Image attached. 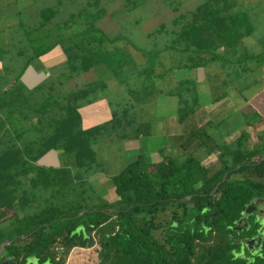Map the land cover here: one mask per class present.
<instances>
[{"label": "trees", "instance_id": "1", "mask_svg": "<svg viewBox=\"0 0 264 264\" xmlns=\"http://www.w3.org/2000/svg\"><path fill=\"white\" fill-rule=\"evenodd\" d=\"M62 1L56 0L57 5ZM98 1L86 0L59 20H51L58 7L43 6L36 23L18 21L20 37H10L14 42L8 37L0 47V59L9 48L13 51L5 63L12 57L19 61L16 75L0 74V243L9 240L0 264L5 258L3 264H62L72 246L92 243L91 231L99 243L94 264H264V239L254 254L244 244L242 253L239 239H249L260 223L249 214L245 224L235 227L246 203L264 197V157L257 161L264 155V141L248 145L249 133L241 124L232 141L210 145L205 130L190 128V140L207 155L211 152L213 160L183 147L176 154L160 152L157 160L138 151L118 171L106 174L105 184L114 193L108 200L101 196L106 189L95 188L88 178L98 164L93 144L115 126L121 127L119 137L149 135L150 122L136 119L132 103H117L108 120L84 127L78 110L100 94L106 75L125 82L135 72L148 80L142 87L153 88L155 76L210 61L229 64L236 70L234 80L247 78L258 66L264 69L263 12L237 0H202L192 9L179 10L167 30L164 22L158 23L151 34L164 31L170 38L159 48L147 49L122 33H105L96 24L104 8H90ZM162 1L173 11L181 5V0ZM129 3L134 6L137 0ZM256 25L263 27L260 48L250 51L242 38ZM121 39L140 52L139 62L116 44ZM106 42L114 45L110 48ZM54 46L64 54L67 77L99 66L106 75L63 90L60 98L58 91L51 93L52 86L44 93L43 82L26 86L19 78L24 68ZM166 49L183 58L164 63L158 53ZM158 66L163 70L156 71ZM8 69L3 65L0 70ZM195 84V79L184 77L168 89L177 99L178 122L198 113ZM47 153L63 162H40ZM66 154L70 158L64 160ZM160 213H167L168 220H158Z\"/></svg>", "mask_w": 264, "mask_h": 264}, {"label": "rangeland", "instance_id": "2", "mask_svg": "<svg viewBox=\"0 0 264 264\" xmlns=\"http://www.w3.org/2000/svg\"><path fill=\"white\" fill-rule=\"evenodd\" d=\"M85 1L86 0H63L57 5L56 0H0V47L3 48L6 43L5 41H8L6 38L13 37L16 39L20 37V34L18 35V32L15 30L18 26V21L22 20L26 26L36 23L37 19H39V8L46 5H55L59 10L51 20H59L65 18L68 11H74L83 5ZM130 1L131 0H99L96 6H91L90 8H104L105 12L102 17L97 20L96 24L105 33L109 35L122 33L134 44L152 49L161 47V45L165 43V40L170 38V34L167 32L164 33V31L151 34L150 31H152L158 23L164 22V28L167 30L171 26L172 17L175 16L179 10L192 9L202 0H181V5L178 6L175 11L171 10L162 0H137L134 6L129 3ZM237 1L238 4H243L244 6L251 4L256 12L260 13L262 11V19H264V0ZM262 25L264 26V24ZM262 30V26L256 25L255 31L252 34L242 38V44L250 51H258L260 48L258 39ZM13 38H10V40ZM116 42L121 48L130 50L136 62L142 59L140 52L126 43L125 40L121 39ZM106 45L111 48L114 44L111 45L106 42ZM12 52L11 48H9L8 52L0 59V67L3 65L9 66V69L5 72L0 70V74L2 75H16L15 73L17 72L19 61L18 63L17 61L15 62V58L12 57V61L7 63L4 62ZM158 57L166 64H174L176 61L182 59L183 55H180L176 50L166 49L159 52ZM228 65L229 64H224V66H221L218 62H207L204 67L210 79L206 77V79L204 78L200 81L196 80L195 85L196 88L201 91L199 96L203 101L204 99L209 101L210 98L213 100V95L218 96L225 92L228 94L227 97L218 98V100L226 98V102H224L225 105H219V101L217 100V102L209 103L208 105L205 104L204 107H206V110L207 107L213 106L214 104L219 105L217 108L214 107L213 109V111L220 109L219 112H214L211 116H208V118L211 117L210 122L202 120V115H200L199 110L195 115H189L182 122H178L176 118V96L168 93V89H174V87H171L176 81L172 79L175 77L174 73L176 76L189 78L202 76L203 72L201 68L198 69V67L193 69L180 68L178 71H166L162 77L155 76L153 78L155 82L153 88H151V86H147L146 88L142 87L143 82L145 81L144 84L148 83V80L143 79L142 76H136L135 72L130 78L129 75L131 73L126 75L127 79L129 78L128 81L120 82L113 76L106 75V73L102 71L104 69L102 66L95 69L80 71L79 73L67 77L68 73L64 62V54L61 52L59 46H54L48 52L30 61L21 74H24L23 82L26 86L32 87L39 82H43L42 91L46 93L48 88L52 86L50 89L51 93L55 94L58 91L60 93L58 96L59 98L63 90L75 89L82 86L84 82L97 78L98 76L102 77L103 74H105L104 81L106 85L100 94L89 103L79 106L78 110L81 115V123L84 126H90L108 120L111 116V111L114 110L117 103H132L134 105V110H136V116L139 115L144 120L152 119L156 122V124H154L155 126L151 125L150 134L144 135L142 140L140 136H127L120 139L118 135L122 131L121 127L117 126L108 128L98 136L96 142L93 144L98 164H94L95 166H93V168H102L107 172L115 173L126 161L130 160L136 154L135 152L138 151L137 149L147 151V155L150 158L153 157V154L149 152L160 145L166 146L161 154L173 153L169 151L170 149L173 150V148L168 149L169 146L167 143L177 138L173 135L170 136V134L182 127L189 129L198 128L200 132L205 130L209 135L208 139H206L207 143L212 145L214 142L220 144L221 142L232 141L238 134L241 124H243L244 130L249 133L247 140L248 145L252 143L262 144L264 141V69L262 66H258L251 73L249 71L250 75L245 79L243 78L244 80L239 79L231 83V80H234L233 76L236 74V70L230 69ZM165 66L164 64L163 67L165 68ZM163 67L158 66L156 71H162ZM227 71H229L230 77L226 76ZM219 78H222L220 82ZM177 79H179V77ZM20 80L22 81L21 78ZM244 83L246 86L242 88ZM129 88H134L133 94L129 92ZM157 89H160L158 94H156ZM161 89L166 90L167 93L161 91ZM203 92H205L206 95ZM162 99L167 102V107L162 109L164 116L168 117L169 114L175 116L174 119L171 118L172 120L169 122L166 121V123L164 122L165 118L159 117L156 114L161 112L160 102ZM157 101H159V103ZM250 120L251 122L252 120L259 121L253 126L244 124ZM162 122L167 126L159 127L158 125ZM183 128L181 131L184 130ZM187 143H189V141ZM193 144L192 142V148L190 149L192 153L196 157L203 156L205 158L207 154L204 151L202 152L201 148ZM156 149L157 148H155V150ZM179 152L180 151L175 149L174 154ZM161 154L160 152L158 153V158ZM211 155L212 153L209 152L207 155L209 156L208 161L215 158L214 155ZM67 158H70L68 154L64 156V160ZM200 158L203 159L202 157ZM39 160L43 163L50 162L54 164L59 161L63 162L62 157L59 156L57 159L52 153L45 154ZM205 161L206 159H204V162ZM104 178L105 177H99L97 179L95 177L94 185L97 189L104 187L106 191L104 190L101 196L111 200L114 198V193L112 189L108 188L105 182L103 183L102 179ZM95 179L99 181L97 182ZM18 212H20V210H18ZM163 218L168 220V214L160 213L157 216L158 220H162ZM91 235L92 243L86 246H72L67 253H65L62 264H94L97 259L99 243L93 231H91ZM154 235L159 237V230H155ZM252 238L251 241L243 242L250 254H254L259 250L260 241L264 239V219L260 220V225L257 227L256 234H254ZM209 242L210 241L207 243ZM54 246L57 247L58 244L55 243ZM241 249L242 253H244L243 247ZM59 254L60 252H57V255ZM32 264H36V261L32 260Z\"/></svg>", "mask_w": 264, "mask_h": 264}, {"label": "crops", "instance_id": "3", "mask_svg": "<svg viewBox=\"0 0 264 264\" xmlns=\"http://www.w3.org/2000/svg\"><path fill=\"white\" fill-rule=\"evenodd\" d=\"M264 20V19H263ZM1 66V65H0ZM199 68H201V70H202V72H203V75L202 76H198V77H196V76H194L193 77V79H195V82H196V80H198V81H200L201 79H206V77H207V79H210L209 78V76L206 74V71H205V67L204 66H201V67H198V69ZM0 69H1V67H0ZM180 69V68H179ZM179 69H174V70H172V71H178ZM171 71V72H172ZM174 73V72H173ZM251 73V72H250ZM23 75L24 74H21L20 75V77L19 78H21L22 79V81H23ZM174 76L175 77H173L172 79L175 81V80H178L177 78L179 77V78H184L183 76H176L175 75V73H174ZM249 76V75H248ZM203 77V78H202ZM220 80H222V78H219V82H220ZM235 80H231V83H233ZM204 86V85H203ZM198 91H199V93L201 92L199 89H198ZM205 91V90H204ZM204 94H205V92H203ZM206 95V94H205ZM227 93L225 92L224 94H223V96H221L220 98H223V97H227ZM213 98H215L216 97V95L214 96H212ZM219 98V99H220ZM219 101V105H225V103L224 102H226V98L225 99H223V100H218V99H211L210 98V100L209 101H207V100H205L204 99V101L201 99V97L199 96V102H200V104L202 105V107L201 106H199V111H200V115H202V120L203 121H205V122H207V121H209L210 122V120H211V117H209L208 118V116H211L214 112H219V110L220 109H218L217 111H213V109H214V107L215 108H217L219 105L218 104H214L213 106H210V107H207V110L205 109L206 107H204L205 106V104L206 105H208L209 103H214V102H217V101ZM158 103H159V101H157ZM176 102H177V99H176ZM160 104H161V112H159V113H156L157 114V116H159V117H163V118H165L164 119V122L166 123V121L167 122H169V121H171L172 119H174V117L175 116H173V115H171V114H169V116L167 117V116H164V114H163V111H162V109H164V108H166L167 107V102L164 100V99H162L161 100V102H160ZM216 105V106H215ZM221 109H223V108H221ZM216 110V109H215ZM156 116V115H155ZM172 118V119H171ZM136 119L138 120V121H144V119L143 118H141L139 115L138 116H136ZM155 120V119H154ZM145 121H149L150 122V131H151V125H153V126H155L154 124H156V122H154L152 119L150 120H145ZM178 121V120H177ZM164 122H162V123H160V125H158L159 127H163V126H167ZM152 123V124H151ZM197 124V123H196ZM197 125H199V124H197ZM196 125V126H197ZM82 126H84L83 124H82ZM85 127V126H84ZM181 127V126H180ZM183 128V127H182ZM182 128H179V129H176L174 132H172V134H170V136H175L177 139H174L173 141H168V143H167V145L169 146L168 147V149L169 148H173V150L172 149H170L169 151H172L173 153H174V151H175V149H178V147H183L186 151H190V149L192 148V142H193V140H190V130H189V128H183L184 130L183 131H181L182 130ZM182 133H181V132ZM139 136L141 137L140 139L142 140V137L144 136L142 133L141 134H139ZM120 139H123L124 137H119ZM185 138H187V139H185ZM189 141V143H187ZM195 144V143H194ZM193 144V145H194ZM139 145H140V140H139ZM165 147L166 146H164V145H160V146H158V147H155V148H157L156 150H155V148H153L152 149V151L151 152H149V153H151V154H153V157L152 158H150L151 160H157L158 159V153L159 152H163V150L165 149ZM197 147L198 148H201L202 149V147L200 146V145H197ZM138 151H144V154H145V156H147V157H149L148 155H147V151H145V150H139V149H137ZM138 151H136V152H138ZM156 151V152H155ZM135 152V153H136ZM156 153V154H155ZM49 155V154H48ZM47 155V156H48ZM44 159V158H43ZM51 161V160H50ZM41 162V161H40ZM46 162V161H45ZM48 163H50V162H48ZM106 174H111L110 172H107V171H105V170H103L102 168H99V169H97L95 172H93V173H91L90 174V176L88 177L89 178V181L94 185L95 184V181H94V178L96 177L97 179L99 178V177H105L104 179H102V181H103V183L105 182V180H106ZM90 177H91V179H90ZM97 179H95L97 182L99 181V180H97Z\"/></svg>", "mask_w": 264, "mask_h": 264}, {"label": "flooded vegetation", "instance_id": "4", "mask_svg": "<svg viewBox=\"0 0 264 264\" xmlns=\"http://www.w3.org/2000/svg\"><path fill=\"white\" fill-rule=\"evenodd\" d=\"M253 203L255 205V209L252 210V212L248 213L246 215V221H247V216L249 214H252L254 219H256L259 223L260 220L264 219V197H254L253 199ZM245 224L243 222V220H241L237 225H235V227H241V225ZM260 225V224H259ZM256 234V232H255ZM254 234H252L249 239L253 236ZM240 242L242 243L240 246L243 247V242L248 241V238H239ZM247 239V240H246ZM263 239H261L260 243L262 242Z\"/></svg>", "mask_w": 264, "mask_h": 264}, {"label": "water", "instance_id": "5", "mask_svg": "<svg viewBox=\"0 0 264 264\" xmlns=\"http://www.w3.org/2000/svg\"><path fill=\"white\" fill-rule=\"evenodd\" d=\"M264 155H260L258 160L259 161L261 158H263ZM225 177V173L222 175L221 177V180L224 179ZM219 182V181H218ZM255 209V205L253 203V200L251 199L248 203H246V205L244 206L243 210H242V213L241 215L237 218L236 222H235V225H237L241 220H243L244 223H246V215L250 212H252V210ZM238 229L240 227H237ZM256 237V235H255ZM251 239H253L252 237L248 240V241H251ZM9 240H4L3 242L0 243V254L2 253V250H3V245L4 243H7ZM247 241V242H248ZM3 263H7V259L5 258L1 264Z\"/></svg>", "mask_w": 264, "mask_h": 264}]
</instances>
